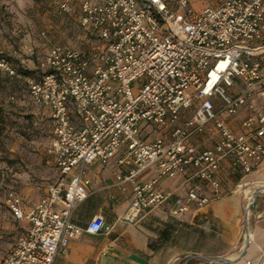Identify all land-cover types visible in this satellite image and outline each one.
Here are the masks:
<instances>
[{"label":"built area","instance_id":"obj_1","mask_svg":"<svg viewBox=\"0 0 264 264\" xmlns=\"http://www.w3.org/2000/svg\"><path fill=\"white\" fill-rule=\"evenodd\" d=\"M57 2L94 44L88 50L52 44L42 76L28 79V97L50 111L55 178L25 211L8 170L0 167V194L13 217L28 223L0 264H54L73 239L110 229L101 215L86 227L71 220L88 194L85 169L96 160L116 156L119 183L132 185L122 215L129 223L157 209L172 217L199 210L233 190H225L220 177L225 162L249 174L264 161L258 58L264 52V0H221L198 12L189 0H176V9L165 0ZM0 71L17 75L4 55ZM232 86L240 90L229 92ZM242 109L241 130L235 132L220 114L234 117ZM208 131L212 144L198 146L194 140ZM151 167L154 174L140 179ZM178 176L188 184L184 195L160 187L161 179Z\"/></svg>","mask_w":264,"mask_h":264},{"label":"crops","instance_id":"obj_2","mask_svg":"<svg viewBox=\"0 0 264 264\" xmlns=\"http://www.w3.org/2000/svg\"><path fill=\"white\" fill-rule=\"evenodd\" d=\"M29 48L35 49L29 45L27 54ZM239 90V86H235L232 92ZM256 102L260 108L261 99L257 97ZM44 109L50 116V111ZM244 116L243 109L234 117L220 114L235 132L241 130ZM211 137L208 131L194 142L209 147ZM120 172L116 156L106 163L96 160L86 167L85 176L90 181L88 194L72 210L71 220L86 227L94 216L101 215L110 229L98 234L85 232L73 239L67 252L58 255L54 264H248V261L259 264L264 261V193L257 188L247 197L245 188L252 180L261 182L264 161L257 163L249 174H242L225 162L220 177L225 190L233 187L231 192L179 217L168 216L164 209H157L146 213L137 223L122 219L132 199L133 188L130 183H119L117 175ZM153 174L151 167L139 178L145 180ZM54 178L55 173L52 181ZM52 181L43 183L42 194L26 192V196L18 190L14 175L10 185L20 192L26 211L40 200ZM159 185L174 196L184 195L188 188L183 176L163 178ZM0 200L4 202L1 194ZM23 226L27 230V221Z\"/></svg>","mask_w":264,"mask_h":264},{"label":"rangeland","instance_id":"obj_3","mask_svg":"<svg viewBox=\"0 0 264 264\" xmlns=\"http://www.w3.org/2000/svg\"><path fill=\"white\" fill-rule=\"evenodd\" d=\"M168 1L177 8L176 0ZM220 1L189 0L195 12ZM55 43L88 50L94 39L79 26L74 15L59 9L57 0H0V55L9 58L18 71L14 77L0 71V167L8 170L10 178L14 175L23 196L26 192L42 194L43 183L52 181L55 173L49 151V113L27 95L28 79L42 76L47 52ZM29 45L35 47L36 55L25 52ZM258 58L264 83V53ZM137 84L136 81L133 85L134 91ZM234 88L227 89L232 92ZM259 179L261 182L249 180L245 186L247 197L257 188L264 193V173ZM25 222L15 221L6 203L0 200V260L26 232Z\"/></svg>","mask_w":264,"mask_h":264},{"label":"trees","instance_id":"obj_4","mask_svg":"<svg viewBox=\"0 0 264 264\" xmlns=\"http://www.w3.org/2000/svg\"><path fill=\"white\" fill-rule=\"evenodd\" d=\"M165 1L167 2V4L169 5L170 8H172V9H176V8H173V7L170 6V3H169L168 0H165ZM175 3H176V2H175ZM17 72H18V71H17Z\"/></svg>","mask_w":264,"mask_h":264}]
</instances>
